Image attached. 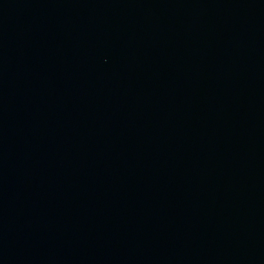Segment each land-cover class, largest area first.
Listing matches in <instances>:
<instances>
[{
    "label": "water",
    "instance_id": "water-1",
    "mask_svg": "<svg viewBox=\"0 0 264 264\" xmlns=\"http://www.w3.org/2000/svg\"><path fill=\"white\" fill-rule=\"evenodd\" d=\"M0 264H264V0H0Z\"/></svg>",
    "mask_w": 264,
    "mask_h": 264
}]
</instances>
